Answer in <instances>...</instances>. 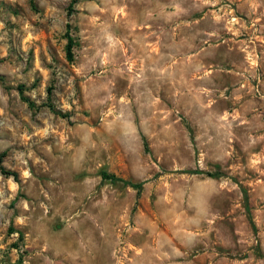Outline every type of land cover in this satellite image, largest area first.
<instances>
[{
	"label": "rangeland",
	"instance_id": "1",
	"mask_svg": "<svg viewBox=\"0 0 264 264\" xmlns=\"http://www.w3.org/2000/svg\"><path fill=\"white\" fill-rule=\"evenodd\" d=\"M68 3L0 0V264H264V0Z\"/></svg>",
	"mask_w": 264,
	"mask_h": 264
},
{
	"label": "trees",
	"instance_id": "2",
	"mask_svg": "<svg viewBox=\"0 0 264 264\" xmlns=\"http://www.w3.org/2000/svg\"><path fill=\"white\" fill-rule=\"evenodd\" d=\"M75 2V0H69L68 6H67V14H69L72 10V4ZM69 23H65V37L67 39L66 42V47H65V53L68 59H70V57L72 56V52H71V46H72V39L71 36L69 35ZM19 91L20 87H19ZM142 139V144H143V150L146 151V142L144 140L143 137H141ZM217 167V165H216ZM0 172L4 175H11L14 179L16 177L15 173L13 171H9V170H5L2 167H0ZM179 172L182 173H190V174H194V173H201V174H205L206 176L209 177H219L221 176V172L219 170L214 171V172H206L203 171L201 169L198 168H193V169H181L179 170ZM99 175L102 179H107L110 183H116V182H121V184L123 185H127L129 187H132L135 189V195L136 197H138L139 193H140V189H141V185H142V181H138V182H131L122 178H119L117 176H115L113 173H108L106 171H101L99 172ZM241 189V193H242V198H243V206L246 210V214H247V218L250 220V216H249V206H248V201H247V196H246V192L244 190L243 187L240 186Z\"/></svg>",
	"mask_w": 264,
	"mask_h": 264
},
{
	"label": "crops",
	"instance_id": "3",
	"mask_svg": "<svg viewBox=\"0 0 264 264\" xmlns=\"http://www.w3.org/2000/svg\"><path fill=\"white\" fill-rule=\"evenodd\" d=\"M261 39H263V38H261ZM261 46H262V48H264V45H261ZM140 85L144 86V85H147V83L141 82ZM143 100H144V102H146L148 104H152L155 101V95L152 94V91L151 92H144L143 93ZM80 253H79V260L81 262H85V261L92 259L94 262L101 263L104 259L103 255H101L100 253L90 254V253H84L83 251H80Z\"/></svg>",
	"mask_w": 264,
	"mask_h": 264
}]
</instances>
